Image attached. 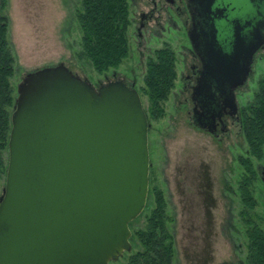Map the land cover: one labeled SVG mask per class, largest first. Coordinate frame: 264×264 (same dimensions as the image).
I'll return each mask as SVG.
<instances>
[{
    "label": "water",
    "instance_id": "95a60500",
    "mask_svg": "<svg viewBox=\"0 0 264 264\" xmlns=\"http://www.w3.org/2000/svg\"><path fill=\"white\" fill-rule=\"evenodd\" d=\"M204 1L210 12L216 0ZM247 1V13L232 21L231 52L219 47L205 65L233 96L264 44V0ZM189 39L198 51L196 36ZM213 40L218 46L215 32ZM11 122L0 264H111L131 251L130 224L150 197L149 123L140 93L123 80L96 88L61 63L25 76Z\"/></svg>",
    "mask_w": 264,
    "mask_h": 264
},
{
    "label": "rangeland",
    "instance_id": "374dc122",
    "mask_svg": "<svg viewBox=\"0 0 264 264\" xmlns=\"http://www.w3.org/2000/svg\"><path fill=\"white\" fill-rule=\"evenodd\" d=\"M81 3L82 0H7L4 11L0 9V16L9 20V40L16 56L15 74L11 80L15 97L19 84L28 73L61 63L96 88L116 80L134 86L152 125L153 165L150 207L134 223L132 230L144 227L145 217L154 207L153 193L161 191L167 201L168 214L174 220L169 224L176 241L174 264H244L248 240L246 226L239 216L243 209L239 185L244 174L239 160L250 157L248 146L243 134L237 135V129L218 144L209 135L199 133L195 136L178 123L173 105L181 88V75L191 64L192 48L182 21L173 11L156 13L153 21L141 29L140 36L141 14L150 11L151 3L149 0H129L130 55L118 69L99 74L82 56L81 31L76 18ZM167 45L176 53L178 77L175 88L163 104L164 115L157 119L151 115L149 98L143 92L144 77L148 59ZM262 79L264 58L256 62L255 72L238 99L243 108L254 99ZM252 161L256 170L264 169V159ZM186 164L190 168L185 171ZM197 165L198 174L195 172ZM224 180L231 189L226 193V200H223ZM4 187L5 181H2L1 194ZM253 193L258 201L255 213L263 218L264 228V182L260 172ZM136 251L133 247L115 263H126L129 255Z\"/></svg>",
    "mask_w": 264,
    "mask_h": 264
},
{
    "label": "trees",
    "instance_id": "16d2710c",
    "mask_svg": "<svg viewBox=\"0 0 264 264\" xmlns=\"http://www.w3.org/2000/svg\"><path fill=\"white\" fill-rule=\"evenodd\" d=\"M6 4L7 0H1V11H4ZM130 15L129 0H82L81 9L76 15L81 31L82 56L97 73L118 69L129 57ZM9 26L8 18L0 16V184L5 181L7 174L11 115L17 98L11 83L16 56L9 40ZM146 67L143 92L149 98L151 115L158 119L164 115L163 104L175 88L178 77L176 53L169 45L158 49L154 57L148 59ZM242 134L250 155L239 160L244 169L239 185L243 206L239 216L246 226L248 240L244 264H264L263 218L255 213L258 201L253 193L258 173L252 161L264 159V79L260 80L254 99L243 110ZM153 198L154 207L145 217L144 227L132 230L134 223L149 209V203L143 214L130 224L132 249L134 247L137 251L131 253L124 264L175 262L176 241L169 228L174 220L168 214L163 193L155 190Z\"/></svg>",
    "mask_w": 264,
    "mask_h": 264
},
{
    "label": "flooded vegetation",
    "instance_id": "af4514ba",
    "mask_svg": "<svg viewBox=\"0 0 264 264\" xmlns=\"http://www.w3.org/2000/svg\"><path fill=\"white\" fill-rule=\"evenodd\" d=\"M150 11L142 13L140 18L139 35L142 36L141 29H145L153 17L159 12L173 11L174 14L182 21V25L189 33L196 36L198 41V51H195L191 43V64L188 71L181 75V88L176 93L175 104L177 121L183 127H187L193 135L198 136L204 133L213 138L214 141L221 144L224 139L231 135L234 129H237V135L242 134L243 127V110L239 103V97L243 94V87L236 89L234 96L231 94L230 86L213 78V75L219 76L218 72L206 73L205 65L211 62L208 55L216 49L229 53L232 50L233 39V23L234 18L242 17L247 13L249 4L247 0H216L211 11H207L202 7L204 0H149ZM205 2V1H204ZM257 12V9H256ZM245 21V20H244ZM242 27H244V24ZM218 42V46L214 44L213 34ZM245 37H250L251 29L243 30ZM264 37V28L260 30ZM190 40V39H189ZM264 58V44L253 55L252 72L249 79L255 72V65L259 59ZM209 60V61H208ZM210 69H214V64H210ZM135 88L134 86H130ZM145 109V108H144ZM146 111V110H145ZM147 117L148 113L146 111ZM153 119V118H152ZM149 123V117H148ZM152 125L149 123V152H150V175L152 162L151 132ZM194 142V141H193ZM197 144V141H195ZM162 146V144H161ZM193 156H191L192 158ZM186 158H182L184 160ZM190 167L186 164L185 171ZM258 169V168H257ZM198 174V165L195 169ZM261 173L263 181L264 169L260 167L257 173ZM151 180V177H150ZM224 184V198L226 200L231 189L228 188L227 180ZM225 219V217H224ZM226 227V226H225ZM224 227V229H225Z\"/></svg>",
    "mask_w": 264,
    "mask_h": 264
}]
</instances>
